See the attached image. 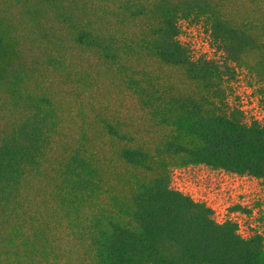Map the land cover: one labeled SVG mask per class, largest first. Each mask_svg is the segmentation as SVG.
<instances>
[{
    "label": "rangeland",
    "instance_id": "1",
    "mask_svg": "<svg viewBox=\"0 0 264 264\" xmlns=\"http://www.w3.org/2000/svg\"><path fill=\"white\" fill-rule=\"evenodd\" d=\"M139 1L151 11L163 0ZM203 1L210 12L177 21V39L190 58H223L211 35V25L219 19L254 38L253 48L239 56L264 66V0ZM118 3L0 0V71L11 69L18 80L16 96L0 85V139L36 107L50 110L36 164L23 170L11 197L0 201V264L86 262L90 240L75 219L64 163L75 150L84 149L103 178L111 181L124 173L116 162L119 143L108 137L103 122L118 124L137 143L158 139L147 116L146 93L131 83L140 81L141 72L153 75L150 81L158 88L195 91L180 70L122 51L119 42H129L152 18L129 20L120 14ZM81 30L94 34L99 44H80ZM231 66L233 77L223 84L227 102L245 122L264 125L253 73L243 65ZM169 186L210 208L214 221L234 222L240 237L258 234L264 250L263 180L203 165H172Z\"/></svg>",
    "mask_w": 264,
    "mask_h": 264
},
{
    "label": "trees",
    "instance_id": "2",
    "mask_svg": "<svg viewBox=\"0 0 264 264\" xmlns=\"http://www.w3.org/2000/svg\"><path fill=\"white\" fill-rule=\"evenodd\" d=\"M118 2L120 14L129 20L152 18L129 42H119L122 51L180 70L195 91L158 88L150 81L153 75L141 72L140 81L131 83L146 93L147 116L158 139L137 143L118 124L103 122L108 137L119 143L116 162L124 173L111 181L103 178L84 149L75 150L64 163L75 219L90 240L91 254L81 264H264L258 234L240 237L234 222L214 221L210 208L169 186L172 165H203L264 181V125L245 122L223 89L233 77L231 64L243 65L256 79L264 111V66L239 56L253 48L254 38L216 19L211 35L223 58L191 59L177 39V21L210 12L207 3L163 0L150 11L139 0ZM97 40L89 31L78 32L80 44L97 46ZM0 85L16 96L18 80L11 69L0 71ZM49 111L36 107L0 139V201L11 197L23 170L36 164L50 125Z\"/></svg>",
    "mask_w": 264,
    "mask_h": 264
}]
</instances>
